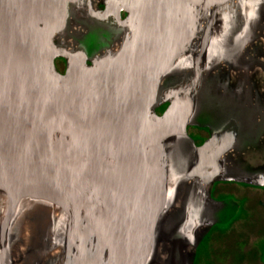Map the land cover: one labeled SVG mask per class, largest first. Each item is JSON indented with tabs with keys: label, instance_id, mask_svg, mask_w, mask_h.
<instances>
[{
	"label": "water",
	"instance_id": "obj_1",
	"mask_svg": "<svg viewBox=\"0 0 264 264\" xmlns=\"http://www.w3.org/2000/svg\"><path fill=\"white\" fill-rule=\"evenodd\" d=\"M218 182L264 187V0H0V264H194Z\"/></svg>",
	"mask_w": 264,
	"mask_h": 264
},
{
	"label": "flooded vegetation",
	"instance_id": "obj_2",
	"mask_svg": "<svg viewBox=\"0 0 264 264\" xmlns=\"http://www.w3.org/2000/svg\"><path fill=\"white\" fill-rule=\"evenodd\" d=\"M124 16L125 14L123 13L122 17ZM54 62H55V66L57 70L60 73H64L66 69V63L64 59L61 57H58L54 60ZM166 105L167 104H164L161 107H159L157 109V113H161L165 109ZM187 133L194 139L195 143L197 144L201 143L208 136V131L206 128H201L197 126H188ZM218 184H236V185L242 186L243 190L249 189V188L256 190L254 192V197L252 196V194L248 192H245V193L243 192L239 196L233 193L221 194L222 198L231 196L239 201L240 204H239V210L237 214H240L241 212L242 216L238 218L237 220H241V222H243L244 220H247L244 223H248L246 224L245 228H243V230L241 229L242 234L234 238L236 242L233 240V243L235 246L234 250L238 252L236 254L238 258H235V259L232 258L231 262H229L228 264H241L240 260H245L243 264H258V263L263 264L261 262L260 255L257 253L255 244H253V240L257 238L258 236H261V238L264 240V187L252 186V185H247V184H242V183H237V182H218L213 187L212 195ZM213 228H215L214 232L212 231ZM229 228L230 227L221 228L220 226H213L211 231L204 237V239L208 235L211 234L214 236L216 233L217 234L215 237L216 239H219L222 236L223 231L225 232ZM239 242L240 244H238ZM255 251L259 255V257L257 254H254Z\"/></svg>",
	"mask_w": 264,
	"mask_h": 264
},
{
	"label": "rangeland",
	"instance_id": "obj_3",
	"mask_svg": "<svg viewBox=\"0 0 264 264\" xmlns=\"http://www.w3.org/2000/svg\"><path fill=\"white\" fill-rule=\"evenodd\" d=\"M255 191H256L255 189H250V188L243 190L242 186L236 185V184H218L216 186V189L214 190L213 195L215 198H222L221 194H225V193H233V194H236L239 196L243 192L244 193L248 192V193L252 194V196L254 197ZM238 203H239V201H238ZM251 203H253V202H251ZM238 210H239V208H238ZM238 210H237V213H238ZM237 213L226 224L215 225V226H220L221 228L230 227L225 232L223 231L224 235L222 234V236L219 239H216V237H215L217 234L216 233L214 236L211 234L208 235L204 240H202L200 242V244L197 248V251H196L194 264H228L229 262H231L232 258H234V259L238 258L236 256V254L238 252L234 250L235 246H234L233 240L236 242V240L234 238L236 236L242 234L243 228H245L246 224H248V223H244L247 220H244L243 222H241V220H237L238 218H240L242 216L241 212H240V214H237ZM214 230H215V228H213L212 231L214 232ZM238 244H240V242ZM253 244H255V247L257 249V253L261 257V262L264 264V240L261 238V236H258L257 238H255L253 240ZM257 253H256V251L254 252V254H257ZM259 255H258V257H259ZM240 258H242V257H240ZM240 258H239V260H240ZM240 261H241V264H243V262L245 260H240Z\"/></svg>",
	"mask_w": 264,
	"mask_h": 264
}]
</instances>
